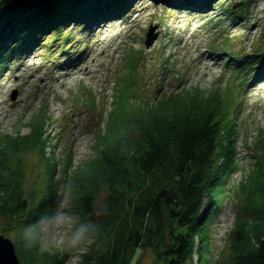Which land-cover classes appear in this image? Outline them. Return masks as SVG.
I'll list each match as a JSON object with an SVG mask.
<instances>
[{
  "label": "rangeland",
  "instance_id": "obj_1",
  "mask_svg": "<svg viewBox=\"0 0 264 264\" xmlns=\"http://www.w3.org/2000/svg\"><path fill=\"white\" fill-rule=\"evenodd\" d=\"M169 1L133 0L123 14L96 20L90 29L83 30L80 24L67 25L64 32L73 31V38L66 46L64 39L52 47L42 40L6 59L0 69V149L8 136L29 133L32 118L46 105L49 117L45 135L51 138L46 153L43 155L29 142L21 143L17 137L20 143L3 156L20 173L16 178L21 186L32 194L36 188L45 189L47 161L58 162L60 188L65 183V173L95 156V140L115 107L116 82H121V76L131 75L130 88L140 94L126 99V114L140 103L143 106V99L179 94L181 88H196L195 92L204 96L216 92L217 96L227 97L236 105L232 116L237 131L231 138L235 166L229 170L226 193L214 205L206 264L229 262L237 230L251 226L253 235L246 233L244 239L252 236L253 241L264 223V163L258 165L264 151V82L252 78L254 83L250 81L243 88L238 77L241 68L233 72V68H226V61L234 58V63H241L242 57L264 48V0L251 3L250 11L244 0ZM178 1L188 5L181 6ZM230 8L235 14H227ZM152 24L157 25L159 35L147 46V32ZM260 56L258 62L252 56L246 59L258 65L264 62V55ZM15 89L14 99L11 95ZM89 90L93 104L86 101ZM144 116L153 125L163 120L162 125L172 113L153 109L150 118ZM108 193L107 189L98 193L96 216L105 208ZM55 204L52 216L39 232L40 249L52 256L53 248L62 249L52 264H94L88 256L94 250L97 235L93 220H87L90 229L73 244V237L82 227L74 197L65 192ZM205 210L206 205L202 214ZM19 220V216L0 212V234L14 242L21 264H28L20 246V229L15 227ZM202 232L205 231L196 233ZM136 258L134 264H155L154 252L147 246L137 251Z\"/></svg>",
  "mask_w": 264,
  "mask_h": 264
},
{
  "label": "trees",
  "instance_id": "obj_2",
  "mask_svg": "<svg viewBox=\"0 0 264 264\" xmlns=\"http://www.w3.org/2000/svg\"><path fill=\"white\" fill-rule=\"evenodd\" d=\"M170 1L176 3V0ZM244 1L250 11L255 0ZM132 3L133 0H3L0 69L17 51L29 50L42 40L44 45L52 47L64 39L63 46H66L73 38V31L64 32L67 25L83 21L85 27H90L96 20L120 15L122 7L126 10ZM178 3L188 5L185 1ZM226 11L228 15L236 12L233 8ZM252 55L258 62L264 48ZM130 76H121V82H116V104L108 115L105 129L95 140V156L65 173L62 187L57 185L60 184L56 174L58 162L47 161L45 189L36 188L33 194L27 193L16 178L20 173L3 156L20 142H29L43 155L46 153V146L51 142L50 136L45 135L49 117L46 105L32 118L29 133L18 132L2 141L0 212L20 217L15 227L20 229V246L28 264H52L56 254L63 253L55 247L51 250L53 256L50 252L47 255L37 242L55 203L65 192L74 197L82 216L81 226L90 229L87 220H93L97 235L94 250L88 256L94 264H134L137 251L146 246L152 248L155 264H206L208 261L212 240L209 222L216 211L214 205L227 191L224 186L229 170L235 166L231 138L237 131L232 116L236 105L216 92L204 96L195 92L196 88H181L179 94L143 99V106L140 103L136 109L131 108V114H126V99L140 96L130 88ZM247 86V81H242V87ZM82 93L85 96V91ZM93 99L89 90L86 101L93 104ZM225 107L230 110L226 111ZM153 109L170 112L172 116L165 124L161 125L163 120H158L153 125L144 116L150 118ZM17 137H20L19 143ZM261 163H264V151L258 160V165ZM104 189L109 192L105 208L96 216V197ZM205 205L206 212L202 214ZM261 225L253 241H250L252 236L244 239L246 233L253 235L251 226L238 229L230 261L219 264H264V223ZM199 231L205 232L197 234Z\"/></svg>",
  "mask_w": 264,
  "mask_h": 264
},
{
  "label": "water",
  "instance_id": "obj_3",
  "mask_svg": "<svg viewBox=\"0 0 264 264\" xmlns=\"http://www.w3.org/2000/svg\"><path fill=\"white\" fill-rule=\"evenodd\" d=\"M241 5L238 3L236 6ZM157 25H151L147 32L146 44L147 46L152 45L159 35L156 31ZM17 90L15 89L12 93V98H16ZM0 259L3 260V264H21L20 258L17 254L14 242L0 234Z\"/></svg>",
  "mask_w": 264,
  "mask_h": 264
},
{
  "label": "clouds",
  "instance_id": "obj_4",
  "mask_svg": "<svg viewBox=\"0 0 264 264\" xmlns=\"http://www.w3.org/2000/svg\"><path fill=\"white\" fill-rule=\"evenodd\" d=\"M86 231V229L84 227H81V229L79 231L76 232L75 236L72 239V243L75 244L77 243L83 236L84 232Z\"/></svg>",
  "mask_w": 264,
  "mask_h": 264
},
{
  "label": "bare ground",
  "instance_id": "obj_5",
  "mask_svg": "<svg viewBox=\"0 0 264 264\" xmlns=\"http://www.w3.org/2000/svg\"><path fill=\"white\" fill-rule=\"evenodd\" d=\"M170 2V1H169ZM168 2V3H169ZM242 3V1L240 2V4ZM124 7L125 6H123L122 7V11L124 12V11H126V10H124ZM201 9H204V6H202V8ZM123 12L121 13V14H123ZM77 23H79V24H81L83 27H81L83 30H85L86 28H88V29H90V28H92V24H91V26L90 27H85V25H83L82 23H83V21H79V22H77ZM255 80H256V78H255ZM254 83V81H252L250 84H253Z\"/></svg>",
  "mask_w": 264,
  "mask_h": 264
},
{
  "label": "snow or ice",
  "instance_id": "obj_6",
  "mask_svg": "<svg viewBox=\"0 0 264 264\" xmlns=\"http://www.w3.org/2000/svg\"><path fill=\"white\" fill-rule=\"evenodd\" d=\"M3 3V0H0V4H2ZM0 264H3V260L2 259H0Z\"/></svg>",
  "mask_w": 264,
  "mask_h": 264
}]
</instances>
